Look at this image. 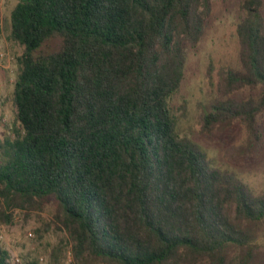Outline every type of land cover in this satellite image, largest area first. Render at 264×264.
Listing matches in <instances>:
<instances>
[{"label":"trees","instance_id":"trees-1","mask_svg":"<svg viewBox=\"0 0 264 264\" xmlns=\"http://www.w3.org/2000/svg\"><path fill=\"white\" fill-rule=\"evenodd\" d=\"M212 9L213 0H18L20 128L0 139L1 222L53 198L75 264H264V191L181 133L173 105ZM241 9L238 65L211 82L200 119L207 135L246 126L237 157L259 152L264 112V0ZM0 264H11L1 243Z\"/></svg>","mask_w":264,"mask_h":264},{"label":"rangeland","instance_id":"rangeland-1","mask_svg":"<svg viewBox=\"0 0 264 264\" xmlns=\"http://www.w3.org/2000/svg\"><path fill=\"white\" fill-rule=\"evenodd\" d=\"M242 1L213 0L204 36L198 47L189 53L184 81L173 99V105L179 117L181 133L193 137L217 164L236 173L251 189L261 193L264 191V112L258 120L262 140L257 154L247 153L237 157L248 138L247 128L242 122L216 129L211 135L202 134L200 125L203 105L213 89L211 82L217 81L222 69L238 65L236 30L243 16ZM17 2L0 0L1 140L15 137V130L20 128L15 117L13 89L17 74L16 58L23 53V48L10 36V16ZM57 209V202L51 198L40 210L16 209L12 225L0 221V243L9 252L11 264L16 258L20 259L18 264L27 260L38 264L64 263L72 243L66 232L53 223ZM261 253L264 254V246Z\"/></svg>","mask_w":264,"mask_h":264},{"label":"built area","instance_id":"built-area-1","mask_svg":"<svg viewBox=\"0 0 264 264\" xmlns=\"http://www.w3.org/2000/svg\"><path fill=\"white\" fill-rule=\"evenodd\" d=\"M41 261L43 262L44 260L41 258ZM18 263H20V259L19 258H16L15 260H12V264H18ZM64 264H75L72 248H70L68 250L67 256H66V258L64 260Z\"/></svg>","mask_w":264,"mask_h":264}]
</instances>
